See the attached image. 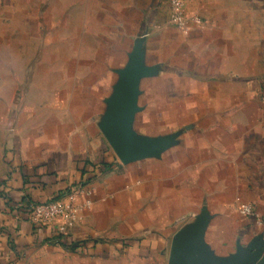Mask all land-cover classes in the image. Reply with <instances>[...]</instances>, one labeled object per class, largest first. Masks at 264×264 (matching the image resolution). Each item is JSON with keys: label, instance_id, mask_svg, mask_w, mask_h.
I'll list each match as a JSON object with an SVG mask.
<instances>
[{"label": "crops", "instance_id": "crops-1", "mask_svg": "<svg viewBox=\"0 0 264 264\" xmlns=\"http://www.w3.org/2000/svg\"><path fill=\"white\" fill-rule=\"evenodd\" d=\"M171 1L22 4L20 31L0 14V264H170L174 236L203 212L215 256L263 241L264 0H180L188 30ZM40 39L59 51L31 73ZM135 58L146 75L133 132L170 142L124 163L102 126ZM72 195L91 203L74 225L32 220L31 205Z\"/></svg>", "mask_w": 264, "mask_h": 264}, {"label": "water", "instance_id": "water-1", "mask_svg": "<svg viewBox=\"0 0 264 264\" xmlns=\"http://www.w3.org/2000/svg\"><path fill=\"white\" fill-rule=\"evenodd\" d=\"M145 71L139 58L131 61L122 73L110 100V109L102 126L104 136L124 163H131L165 150L170 140L137 137L133 132L135 115L139 111L140 82ZM210 216L206 212L186 230L176 233L170 251V264H264V238L253 241L249 248L238 247L226 257L215 256L205 242Z\"/></svg>", "mask_w": 264, "mask_h": 264}, {"label": "built area", "instance_id": "built-area-1", "mask_svg": "<svg viewBox=\"0 0 264 264\" xmlns=\"http://www.w3.org/2000/svg\"><path fill=\"white\" fill-rule=\"evenodd\" d=\"M172 16L171 22L182 30H188L189 19L184 14V6L180 0H172ZM195 22L199 20L195 19ZM91 203L80 205L76 204L74 195L71 196L69 202L65 201H49L41 204H34L30 207L31 218L42 227H53L59 230H64L68 225H74L79 215L89 207ZM239 212L250 218H256L257 214L252 205L242 204L239 207ZM259 225H264V221L260 218L257 219Z\"/></svg>", "mask_w": 264, "mask_h": 264}, {"label": "rangeland", "instance_id": "rangeland-1", "mask_svg": "<svg viewBox=\"0 0 264 264\" xmlns=\"http://www.w3.org/2000/svg\"><path fill=\"white\" fill-rule=\"evenodd\" d=\"M26 1L27 0H0V14H2L3 16L4 15H9V16H12L13 15L15 20L13 19L14 22L11 25L13 26V29H17L18 31L22 30L23 29L22 26L25 24L24 22H22V20H21L20 23H18V21H17V16L22 14L21 13V11H22V4H24V8L27 9L28 8L27 4L30 3L34 7L37 6L38 8H40V11H43V13L49 14L50 12L47 11L48 10V5L49 4H53V1L54 0H28L27 2ZM31 5H30L29 9H32L31 8ZM60 15L62 16V18L64 19V21H60L59 24L57 22V26L60 27V28L61 27H64V26L66 27L68 25V22H65V18L67 17V20L69 21V19H68L69 18L68 17V11L65 10V9H63V10L61 9V14ZM58 19H60V18L58 17ZM25 26H27V25L25 24ZM79 27H81L82 28V32H84L86 30V28H87V24L80 22ZM61 36L62 35H61V32H60L59 37H61ZM47 47H48L47 45L45 47L42 39H40V41L38 43L35 40L32 48H33V50H34V52L36 54L31 59V65H30L31 73H32V69H33V66L32 65L33 64L35 65L38 62V60L42 56V52L49 56L50 54L52 55V54H54V53H56V52L59 51V47L58 48H54V49L47 48ZM57 71H58V73L60 72V74L62 73V62H59L58 63Z\"/></svg>", "mask_w": 264, "mask_h": 264}]
</instances>
